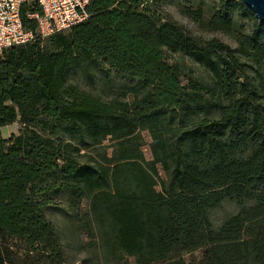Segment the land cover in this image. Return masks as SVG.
Masks as SVG:
<instances>
[{
    "label": "trees",
    "instance_id": "1",
    "mask_svg": "<svg viewBox=\"0 0 264 264\" xmlns=\"http://www.w3.org/2000/svg\"><path fill=\"white\" fill-rule=\"evenodd\" d=\"M154 1L92 0L88 20L0 56V264H70L47 217L63 204L106 264H264V25L242 0L185 9L233 46ZM97 70L98 93L72 81Z\"/></svg>",
    "mask_w": 264,
    "mask_h": 264
},
{
    "label": "rangeland",
    "instance_id": "2",
    "mask_svg": "<svg viewBox=\"0 0 264 264\" xmlns=\"http://www.w3.org/2000/svg\"><path fill=\"white\" fill-rule=\"evenodd\" d=\"M219 0H155L156 9L163 14L166 19H172L178 23L185 26L190 30L194 35L202 38L208 39L211 37H218L223 41L236 46L237 43L230 38L228 35L222 32H209L202 29L199 26V23L194 21L191 16L184 13L185 9L199 10L202 8L204 11H208L215 3ZM241 23L245 28H248L251 25L250 19H240ZM101 70H97V76L95 83L91 86H88L81 76L80 73L74 74L72 76V81L76 84L81 85L86 89H91L95 93H98L101 88V78L103 77ZM185 83V80L183 79ZM22 124L20 120L6 127L2 130L3 137L9 138L13 134H18ZM144 152L147 158H151V152L149 149V144L151 142V136L148 132L144 133ZM64 206H51L47 210L48 219L54 224L56 230L58 231L62 244L63 251L66 261L70 264H106L103 259L97 254V251L88 246L89 238L82 232L76 231L73 227V224L70 221V218L67 216ZM238 205L236 201H226L219 208L212 211L211 218L216 227H220L222 222L229 216L237 212ZM14 246V250L17 254L22 255L24 252L21 249L20 243ZM200 256V251L195 252L194 254H187L185 258L190 260L192 258ZM126 264H136L134 258L126 257Z\"/></svg>",
    "mask_w": 264,
    "mask_h": 264
},
{
    "label": "built area",
    "instance_id": "3",
    "mask_svg": "<svg viewBox=\"0 0 264 264\" xmlns=\"http://www.w3.org/2000/svg\"><path fill=\"white\" fill-rule=\"evenodd\" d=\"M92 0H0V56L9 48L46 39L89 19L88 7ZM37 5L40 10H29L27 17L37 29H27L22 21V9Z\"/></svg>",
    "mask_w": 264,
    "mask_h": 264
},
{
    "label": "water",
    "instance_id": "4",
    "mask_svg": "<svg viewBox=\"0 0 264 264\" xmlns=\"http://www.w3.org/2000/svg\"><path fill=\"white\" fill-rule=\"evenodd\" d=\"M245 5L255 14L261 25H264V0H242Z\"/></svg>",
    "mask_w": 264,
    "mask_h": 264
},
{
    "label": "crops",
    "instance_id": "5",
    "mask_svg": "<svg viewBox=\"0 0 264 264\" xmlns=\"http://www.w3.org/2000/svg\"><path fill=\"white\" fill-rule=\"evenodd\" d=\"M8 126H10V125H8ZM8 126H5V127L3 128V130L6 129V127H8Z\"/></svg>",
    "mask_w": 264,
    "mask_h": 264
}]
</instances>
